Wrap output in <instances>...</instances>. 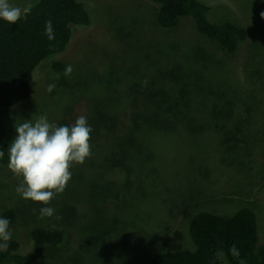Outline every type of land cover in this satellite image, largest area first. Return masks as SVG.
Wrapping results in <instances>:
<instances>
[{
  "label": "rangeland",
  "instance_id": "374dc122",
  "mask_svg": "<svg viewBox=\"0 0 264 264\" xmlns=\"http://www.w3.org/2000/svg\"><path fill=\"white\" fill-rule=\"evenodd\" d=\"M35 1L10 0L27 10ZM77 1L91 26L37 69L31 99L0 109V122L11 144L26 120L46 115L70 125L86 116L92 154L72 166L51 201L55 215L44 219L39 204L17 194L21 178L0 163V212L22 210L7 244L16 240L29 254L35 228H57L64 241L37 264H143L156 252L193 250L195 214L230 217L243 207L252 208L264 244V0H206L212 20L250 31L231 57L190 20L159 28L158 8L145 0ZM162 89L176 110L150 102Z\"/></svg>",
  "mask_w": 264,
  "mask_h": 264
},
{
  "label": "trees",
  "instance_id": "16d2710c",
  "mask_svg": "<svg viewBox=\"0 0 264 264\" xmlns=\"http://www.w3.org/2000/svg\"><path fill=\"white\" fill-rule=\"evenodd\" d=\"M145 1L158 8L156 23L159 28L164 31L175 30L181 23L190 20L197 32L215 43L226 57L237 53L250 33L236 23L212 20L210 14L215 8L206 0ZM34 3L16 24L10 25L0 20V109H11L31 99L37 69L49 58L62 57L72 44L75 33L92 24V16L84 2L38 0ZM48 21L52 22L53 39L45 34ZM53 69L61 72L64 64L53 60ZM165 76L168 79V75ZM181 93L188 96L186 92ZM171 98L172 92L162 89L151 95L149 100L153 106L164 109L173 108L168 102ZM137 122L138 118L130 114L129 126ZM6 133V126L0 122V152L4 153L0 163L3 165L8 164L7 149L10 146L4 141ZM129 160H123L124 167ZM74 209L71 208L70 212ZM19 210L22 211L20 206L8 207L0 214L10 219L13 227L20 214ZM257 226L251 207H243L230 217L201 211L193 216L189 224L190 236L195 245L193 250L156 252L141 260V263L264 264V244H259ZM63 234L57 228H35L31 235L32 252L22 254L20 243L13 240L6 248L0 249V264H37L49 248L62 244Z\"/></svg>",
  "mask_w": 264,
  "mask_h": 264
},
{
  "label": "clouds",
  "instance_id": "9594fccd",
  "mask_svg": "<svg viewBox=\"0 0 264 264\" xmlns=\"http://www.w3.org/2000/svg\"><path fill=\"white\" fill-rule=\"evenodd\" d=\"M10 0H0V20L14 25L26 15ZM52 22L48 21L45 34L53 39ZM72 65H67L64 75L72 73ZM49 86V91L54 88ZM17 135L8 147V169L20 183L16 192L24 200L40 205L39 218H52L56 210L51 201L65 191L72 178L70 169L75 164H83L91 156V133L93 129L86 116H79L73 124L57 125L41 115L34 123L31 120L16 125ZM4 155L0 152V158ZM13 238L11 221L0 214V249L7 247Z\"/></svg>",
  "mask_w": 264,
  "mask_h": 264
}]
</instances>
